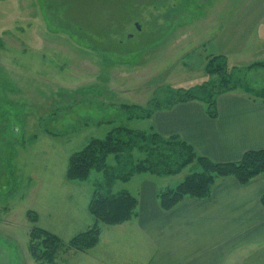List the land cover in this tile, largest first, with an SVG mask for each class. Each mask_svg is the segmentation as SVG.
Returning <instances> with one entry per match:
<instances>
[{"label":"rangeland","instance_id":"374dc122","mask_svg":"<svg viewBox=\"0 0 264 264\" xmlns=\"http://www.w3.org/2000/svg\"><path fill=\"white\" fill-rule=\"evenodd\" d=\"M241 1L0 0V249L9 264H48L33 256L45 249L42 239L30 238L33 227L61 239L52 264L142 263L145 248L136 237L119 238L122 245L107 250L109 233H123L124 227L97 222L88 205L96 190L135 195L149 175L116 178L120 164L110 155L108 170L68 181V159L113 128L149 132L148 119L141 117L185 98L175 93L179 89L261 98L264 65L248 68L264 64L258 50L242 64L228 60L225 76L206 66L216 55L209 45L218 13ZM258 37L250 40L261 51ZM123 156L127 168L143 158L136 150ZM197 170L189 165L165 184L172 188ZM95 224L99 245L86 252L66 248ZM227 264H264V245Z\"/></svg>","mask_w":264,"mask_h":264},{"label":"crops","instance_id":"0c3cea01","mask_svg":"<svg viewBox=\"0 0 264 264\" xmlns=\"http://www.w3.org/2000/svg\"><path fill=\"white\" fill-rule=\"evenodd\" d=\"M225 3L227 0L221 6ZM226 11L218 13L219 23L211 32L212 54L238 64L259 52L264 55V48L260 51L250 40L257 34L264 43V0H242L236 9ZM255 49L256 54H251ZM215 104V118L209 116L203 102L190 100L157 110L148 122L160 135L179 136L198 154L218 163L237 162L246 151L264 150L262 100L233 91L219 95ZM157 178L140 179L135 194L137 215L114 225L124 227V232L109 233L105 246L110 252L122 245L119 238L136 237L145 248L141 264H227L254 246L264 245V175L245 185L233 177L219 179L208 198H186L168 211L160 208L157 199L159 192L169 188L167 177ZM101 239L100 234L97 245ZM94 260L103 262L98 257Z\"/></svg>","mask_w":264,"mask_h":264},{"label":"trees","instance_id":"16d2710c","mask_svg":"<svg viewBox=\"0 0 264 264\" xmlns=\"http://www.w3.org/2000/svg\"><path fill=\"white\" fill-rule=\"evenodd\" d=\"M262 65L264 64H252L248 68ZM206 66L213 74L225 76L228 71V61L221 55L209 57ZM191 91L193 89L176 90V94L181 93L185 95V98L173 102L167 108L178 102L198 100L206 105L209 116L215 118L217 114L216 98L229 90L214 93L207 88L206 92L202 91L203 96L195 94L197 91L195 89L193 92ZM261 91L263 94L261 98L257 99L264 102V89ZM157 110L159 108L156 110L154 108L147 109L141 118L149 119ZM133 150L143 155V158L127 168V161L123 160L125 159L123 154L130 156ZM110 155H113L120 164L121 174H117L116 178L124 182L136 174H148L160 178L175 176L192 164L198 168L176 186L158 193V203L164 211L172 209L186 198H208L214 184L219 179L233 177L239 184L245 185L252 179L264 175V150L246 151L237 162L218 163L198 154L192 145L179 136H162L152 127L149 132H134L126 127H118L113 128L104 138L91 139L82 149L72 153L68 159L66 179L68 181H84L92 171L108 170L107 159ZM120 159L122 162L119 161ZM261 203L264 207V195L261 198ZM137 207V197L127 191L104 195L96 190L92 194L88 211L97 222L114 226L135 218ZM34 221L36 218H33ZM30 238L32 240L42 239V244L45 247L40 255H36L35 252L33 256L37 260L52 264L59 247L63 246L61 239L54 233L39 227L32 228ZM99 238L100 229L95 224L73 236L66 248L86 252L98 244Z\"/></svg>","mask_w":264,"mask_h":264},{"label":"flooded vegetation","instance_id":"af4514ba","mask_svg":"<svg viewBox=\"0 0 264 264\" xmlns=\"http://www.w3.org/2000/svg\"><path fill=\"white\" fill-rule=\"evenodd\" d=\"M10 256L8 254L3 253V251H1L0 249V264H9Z\"/></svg>","mask_w":264,"mask_h":264}]
</instances>
